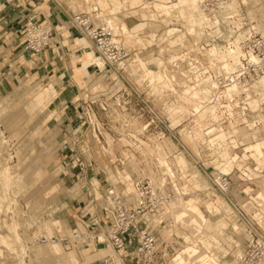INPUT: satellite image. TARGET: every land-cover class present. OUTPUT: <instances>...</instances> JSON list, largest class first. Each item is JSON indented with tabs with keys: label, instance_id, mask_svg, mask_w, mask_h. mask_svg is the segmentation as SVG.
I'll return each mask as SVG.
<instances>
[{
	"label": "rangeland",
	"instance_id": "1",
	"mask_svg": "<svg viewBox=\"0 0 264 264\" xmlns=\"http://www.w3.org/2000/svg\"><path fill=\"white\" fill-rule=\"evenodd\" d=\"M64 1L66 2V0ZM76 1L80 3V6L74 9H72L71 6L69 7L66 2V8L69 9L67 21H69L71 25L74 22V16L77 14L85 17L89 16V14L94 15L103 23L106 22V20H110L107 19V17L113 18L111 15L112 13L110 12V0H108V7L103 8L100 4L99 9L89 8L95 0H88L89 4L87 7L83 4L84 0ZM148 1L151 2V0ZM187 1L191 2L190 5L186 2V0L183 5L178 0H169L168 3L165 4L163 2L162 6H157L158 8L160 7L166 15H169V21L166 24L163 20H161V16H164L162 10L156 9L153 3H151L150 8L157 16L155 21L160 23L161 27L154 32L155 37H149V11L136 10L133 13H129L126 11L128 8V1L126 3V1L121 0V3H123L122 12L117 14L116 18H111V25L114 27L116 26L117 28V31L113 28L115 34L117 35L116 40L119 39V42L123 43L124 49L127 53V55L122 59L127 60L123 61L120 65H108L106 59L99 54L95 48L94 42L86 36L90 40L86 39L89 42L93 55L97 56V59H101L104 65L101 68V72H98L91 78V80H88V82L84 84L86 87L81 91L78 97L80 105L76 110V116L79 119L78 122L83 125L79 126L80 124L78 125L77 123V125L74 126V128L77 127V129L78 126L80 127L78 133H80L81 139L80 141L75 142L74 146L78 150V153H73L75 157L78 158V162H89L91 163V166L98 168L97 171H100L101 175L104 177V181L107 184L106 187L109 185V182L107 181L108 173L110 171L117 172V169H119L117 174H122L123 171L127 169L133 179H138L140 177L142 180H147L146 175H143V173L139 174L137 171L130 170V166L132 164L135 165V162L132 159L128 161L130 166H128L125 159L126 152H128L129 155L133 154L139 169H143L147 157L142 154L139 149H137V146H135L133 142L136 141L137 143H142V141H144L153 147V153L149 156V161L159 166L160 153H165L164 155L167 153V161L171 166H173V170L181 172V170L176 168L174 163L175 158L173 151L176 147V151L178 153H182L189 163L187 172L185 174L181 172V174L190 179L189 182H191L193 187L195 183H201L202 186L204 185L203 188H205L209 186V183H212L210 171L214 170L215 173L220 174L227 173L223 171H216L209 163L202 161H206L207 155L202 157L198 154L199 160H202L197 161L198 159L194 153L195 151L189 145V136L191 135V131L193 130L195 132H193V135L199 136L200 141H202L204 131L207 133L205 136H210L209 138L216 137L221 133L225 135L229 134V131L232 132V130L233 132H235V130L238 131L237 133L235 132L236 134L246 136L249 132H251L249 128L254 129V126L253 124H250V121H254L258 116L264 117V102L262 104L260 103L261 107L255 109L257 102L264 100L261 99V96H257L258 91L260 90V88H257L258 82H253L255 83V87L252 89L250 88L251 92L247 96V101L251 108L250 111L247 112V115H245L246 117L242 118V120L246 122L247 127H238L235 123H231V125L228 123L223 130H220L217 133L215 132L214 127L205 130L208 125L214 126V122L218 121L221 115V107H219V104L213 100L214 97L217 96L219 99L218 101L221 102L220 99L222 97L220 98V96L224 95V91L216 93L218 90L216 89L215 80L209 74H204L210 69L222 72L218 65L221 61L218 58L212 60L208 55V51L212 48V46L222 49L221 52L226 51L228 50L226 47L228 46L227 38L229 34H231L230 38L233 39L238 35V32L242 31L243 34L247 32L248 28L246 26H243V24L240 26V24H238L239 22L237 17L239 13L241 15L240 17L244 20H252L251 24H255L256 26V29L254 28V31L257 33L255 38H260L259 34L264 32V0H220L217 4H215L216 0H204L203 3L205 6L199 4V10L197 12L198 24L201 27H204L199 29L200 33L198 35H190V33H188L189 31L193 32V28H189L188 31V27L191 23L190 20L176 18L175 16L178 13H176L174 8H177V10L180 11L186 8L188 10H195L194 8L196 6L192 7V4H194L192 3V0ZM177 5L183 7L178 8L176 7ZM190 14L191 13H188V19H190ZM230 14L234 15L233 19L227 17ZM205 18H209L210 22L214 23L211 25L209 22L208 24ZM218 18L221 24H219ZM123 20L139 25V30H137L136 33L140 32V35L143 37L142 40L145 41L146 46L142 45L141 42L136 43L140 45L141 48L139 46H133L131 42L132 38L125 35V33L121 30H118V24L125 22ZM214 24L220 28L222 35L217 34L214 28L212 30L210 29L214 26ZM167 25H169V28L167 29L179 28V30H177L174 34H170L168 36L165 35L158 39ZM239 26L240 29H238ZM231 28L233 32H231ZM184 31H186V34ZM23 35L25 42L24 28ZM132 36L134 35L132 34ZM195 38L198 40V46L191 47L190 43H193ZM158 41H160V43L157 45ZM152 47L153 51L151 52H157L159 58L163 62L161 71L168 72L169 76L173 74V77H170V79L175 78L173 79L174 81H169L168 85L158 82L159 84L156 86H158V88L160 87V91L156 94L151 93L150 90L152 86L149 82L146 80L138 81L144 71L137 68V61H135V53H139L140 51L145 52ZM180 47H184L182 48L183 50ZM135 48H139V50H135ZM25 51L35 53L32 51ZM156 62L160 61L156 60ZM149 67L153 70L157 69L156 64H149ZM133 69L136 70V74H134ZM249 71L253 73V67H250ZM186 73L189 76L185 77ZM94 84H96L97 87H93L92 85ZM2 87L3 91L2 94H0V175L5 167L9 168L11 171V182L9 191L5 194L7 198H4L3 206L0 209V237H6L7 240H9V244L7 242L6 245V243L2 242V239L0 238V264H63L58 260V254L54 253L50 249L49 244L54 240L59 241L58 238H56L57 236H59V238L61 237V227H59L60 230H58L56 227V224L58 223L54 222L57 218L56 215H58L56 214L58 213L57 210H59L60 207L57 208L53 207L52 204L49 205V203H52L50 200L53 199L59 189L54 188L49 191L46 184H44V179L46 182V180L51 179L50 177L53 178L58 174L56 172L48 173L40 171V169H46L47 167L50 168L53 164L61 162L62 153L64 152L58 149L62 147L63 138L57 141L48 140L52 134L54 135V133H57V130L54 129L55 126L53 124H49L50 122L46 123L45 115L39 116V111L46 112L44 109L39 108L34 111L36 114L33 117L34 124H31L33 125L34 130H31L30 125L28 124H21L20 122L25 121V118H22L25 117V115L31 116L33 110L27 109L26 111L28 114H25L22 108L20 109L15 107V101H19V98H24V95L26 96L28 94H23L21 91L9 92L8 90L10 87H8V85L6 86L3 84ZM186 90H189L190 93L195 92L198 97L204 100V104L207 101L213 100L211 105L216 108V115L211 114L209 112L211 107L207 106L204 110V116L202 113L203 110L194 109L193 113H195V115L201 114L202 116L192 117L190 110L192 105L195 104V101H187L192 94L186 95ZM254 92L257 93L254 94ZM184 100L188 102L190 108L188 111L177 114V122L174 124L171 118L172 113L170 112V109L173 106L180 105L184 102ZM232 110L233 109H231V107L229 109L227 108L229 115L234 114L233 111L235 110ZM117 111L126 112L128 113V116L118 117L116 116ZM154 112H158L159 116L155 115ZM36 116L39 117L36 118ZM124 120H130L131 123L125 122ZM244 122L241 121V125H243ZM140 123H145V125L149 124L147 129L144 131L145 134L139 133V131L135 128V126H138ZM194 126H196V129H194ZM257 127H259V135L264 136V122L262 121L259 124L256 123L255 128L257 129ZM31 133L33 134L32 136ZM161 134L164 138L158 139L157 137ZM182 134L188 142L182 138ZM123 136L125 139L127 138V140H121ZM31 137H40V139L32 140L30 139ZM223 139V148H226L228 152L231 151L230 153H232L234 148L229 147L226 139ZM130 140H132V142ZM201 144L199 145L201 149L209 146L207 142ZM207 150H210L209 154L214 156L212 160H215L216 162L221 161V159L218 158L222 153L221 150L214 153L211 151V148ZM155 158L158 160L155 161ZM151 165L152 164L147 163L148 169L151 167L155 171L159 170L156 165H154V167ZM161 169L166 170V168ZM191 170L198 171L199 174L208 181V185L206 186L201 180L192 177L190 172ZM234 170H236V168H234ZM232 178H234V181H237V173ZM261 179H264V176L261 175L260 180ZM108 180L112 182L110 178ZM1 183L2 182L0 180V196H4V190ZM117 183H119L117 188L120 190L126 187V183L122 180H119ZM261 183L264 184V181L262 180V182L259 181L258 183H253V185L258 184L261 186ZM166 184V191L172 193L170 190L172 183L168 182ZM216 191L217 190H214L216 193L214 195L219 196L221 201L227 202L229 207L236 214L234 219L239 224H243L244 227H246L245 213L249 214V211H247V209L242 207L239 203L243 200H249V196L244 191L241 184L238 186L234 184L233 188H231V194L229 196H226L219 191H217V193ZM199 193L201 197H205L204 199L202 198V203L205 206L204 209H207L209 206L211 210L214 204L211 202L210 193L207 191V195L202 191H199ZM232 194L234 197L233 199H230L229 197H232ZM48 195L50 196L47 198ZM193 195L195 196L196 194ZM193 195L185 197V199L189 198L188 200L190 201L189 203H186L187 205H192V202L195 200L194 197H192ZM200 196L197 195V198ZM177 199H179V197H177ZM181 201L183 203L181 208H185L184 200L181 199ZM262 210L264 212V208ZM155 217L159 218L158 216ZM188 220L186 221L188 222ZM168 222L164 219L162 224L157 228L154 227L155 223L151 226L154 230H156L159 243L158 248L160 253L157 254L155 259L163 264H167V262H169L181 248L183 249V245H185L183 238H190L187 234H184L185 237L181 234L183 236L182 237L174 232L175 230L178 231L181 228L188 230V225L182 226L181 223L178 222L176 223V227L172 226L170 228L171 240L169 239V241L168 238L166 240L164 234H166L169 230L170 226ZM13 224H15L13 226L14 228L17 226L15 228L16 231L15 229L11 230L10 225ZM40 234H44L45 237L40 236ZM50 234L54 235L53 238L50 237ZM90 234L87 235L93 236ZM226 235H228V233H226ZM242 235L244 234L242 233ZM89 240L92 239L89 238ZM205 240L209 246H213V243L209 238L205 237ZM225 247L229 250V246L225 244ZM212 248L213 247H211V249ZM233 250L234 248H231L230 252H233ZM109 251V246H107L105 252ZM213 254H216V252L214 251ZM235 256L236 255H232L229 259L222 258L224 262L221 264H232L229 263V261Z\"/></svg>",
	"mask_w": 264,
	"mask_h": 264
},
{
	"label": "crops",
	"instance_id": "2",
	"mask_svg": "<svg viewBox=\"0 0 264 264\" xmlns=\"http://www.w3.org/2000/svg\"><path fill=\"white\" fill-rule=\"evenodd\" d=\"M124 1H126V3L128 1V8L126 11L129 13H133L136 10L149 11L150 22H148V35L149 37H155L154 32L161 27V24L155 21L157 16L150 8V4L153 3L156 9H160V7L158 8L157 6H162L163 2L166 4L169 0H151V2L148 0ZM66 2L69 7H72V9L80 6V3L76 0H66ZM66 2L64 0H0V94H2L3 91V84L10 87L8 90L9 92L21 91L23 94H28L26 96L24 95V98H19V101H15V107L22 108L25 114H28L26 111L27 109L33 110L32 115H25V117L22 118H25V121L20 123L28 124L30 125L31 130H34L33 125H31L34 124L33 117L36 115L34 111L39 108L44 109L46 112L39 111V116L45 115L46 123L50 122L49 124H53L55 126L54 129L57 130V133H54V135L52 134L48 140L57 141L63 138L62 147L59 146L60 148L58 149L64 152L62 153L61 162L53 164L50 168L47 167L46 169H40L41 172H56L58 174L53 178L50 177L51 179L46 180V182L44 179V184H46L49 191L54 188L59 189L53 199L50 200L52 203H49V205L52 204L53 207H60L59 210H57L58 213L56 214L58 215H56L57 218L54 222L58 223L56 224L58 230H60L59 227H61V237L59 238V236H57L56 238H58L59 241L49 243L50 249L58 254V260L63 264H142L137 258L134 243L129 245L125 253L119 255L113 253L111 247H109V252H105L107 248L105 249V247H102L103 245L96 243L94 240H89L92 236L87 235L90 233V235H95L99 232L104 233L107 228L108 224L103 213V190L107 184L100 171H97V167L91 166V163L89 162H78V158L74 155V153H78V150L74 147L75 142H78L81 139L80 133H78L80 130L79 126L83 125L78 122L79 119L76 116V110L80 105L78 97L81 91L86 87L84 84L87 83L88 80H91V78L98 72H101L103 61L97 59V56L93 55L89 42L86 40L88 38L85 35H80L69 21H67L69 9L66 8ZM109 2L111 4V15L113 18H116V15L122 12L123 3H121V0H110ZM83 4L87 7L89 4L88 0H84ZM100 4L103 8H106L109 5L108 0H95L89 8L99 9ZM176 7L181 8L183 6L177 5ZM174 10L178 13L175 15L176 18L190 20L191 23L188 27V31L189 28H193V32H188L190 35H198L200 33L199 29H202L203 27L198 24L197 10H188L187 8L184 10L181 9L182 11L177 10V8H174ZM162 13L164 16H161V20L166 24L169 21V15H166L163 10ZM188 13H191L189 16L190 19H188ZM107 18L111 20L112 17ZM30 19L37 22H44L52 28L51 43L49 47L41 53L26 52L23 46L24 24ZM125 23L130 31L129 34L125 35L132 38L131 42L133 46H139L141 48L140 45L134 42V40L143 39L140 32L136 33V31L139 30V25H135L130 21H125ZM207 23L209 24V21H207ZM119 24L118 30L123 31V29L120 28L121 24ZM253 27L256 29L255 24H253ZM167 28H169V25L166 26L158 39L165 35L168 36L174 34L179 30V28ZM213 28L217 34L222 33L217 25L210 29L212 30ZM230 30L233 32L232 28ZM184 33L186 34V31H184ZM132 34L134 36H132ZM237 34L238 35L233 39L230 38L231 34H229L227 42L239 45L246 37L247 32L243 34L242 31H240ZM117 41H119V39H117ZM159 43L160 41L157 42V45ZM143 45L146 46L145 41H143ZM190 45L191 47H197L198 40L195 38ZM135 50H139V48H135ZM151 51H153V47L145 52L140 51L139 53H135V61H137V68L144 71L138 81L146 80L149 82L152 86L150 90L151 93L156 94L160 91V87L158 88V86H156L159 84L158 82L168 85L169 81L174 80L173 78L170 79L173 74L169 76L168 72L161 71L163 62L159 58L157 52ZM156 60H159L160 62H156ZM149 64H156L157 69H151ZM133 71L134 74H136V70L133 69ZM257 82V88H260L258 91L259 95L257 94V96H261V99L264 100V77H261ZM92 86L97 87L96 84ZM256 93L254 92V94ZM185 94H192L187 99L188 102L195 101V104L192 105L190 110L192 117L201 115H195V113H193L194 109L203 110L202 113L204 116V110L207 106L211 107L209 112L216 115L217 110L211 105V100L204 104V100L198 97L195 92L190 93L189 90H186ZM187 101L184 100L180 105L173 106L170 109V112L172 113L171 118L174 124L177 122V114L189 110L190 105ZM263 102L264 101L261 100L257 102L255 109L261 107ZM39 116H36V118ZM239 121L240 120L238 119L231 123H235L238 127H247L246 122L241 125V122L239 123ZM262 121L264 122L263 116H258L254 121H250V124H253L254 129L249 128L251 132L248 133L250 137L248 139L244 135L236 134V130V133L232 130V132L229 131V134L225 135L221 133L213 138L203 135L202 141H200L199 136L193 135L194 131L192 130L191 135L189 136V145L195 151L194 153L196 155L199 154V156L202 157L208 155L207 149L209 148L212 149L211 151L213 153L221 150L222 153L220 154V157H218L221 161L216 162L215 160H212L214 156L210 159H206L216 171H223L234 177L236 175L234 168L246 169L244 170V173L247 178H250V180L247 183L241 184V186L249 196V200L240 201L239 204L246 208L247 211H250L256 222L264 227V212L262 210L264 208V184L261 183V186L258 184L253 185V183H258L259 181L262 182V180L264 181V179L260 180V176L263 175L260 174V171L261 168L264 167V136L259 135V127H257V129L255 128L256 123L259 124ZM77 123L78 125L80 124L78 129L77 127L74 128ZM195 127L196 126H194V129H196ZM211 127L213 126L208 125L206 129ZM32 135L33 134L31 133V136ZM182 138H184L183 134ZM223 138L226 139L229 147L235 149H231L232 153H230L231 151L228 152L226 148H223ZM30 139L38 140L40 137H31ZM184 139L188 142L186 138ZM125 140H127V138ZM204 142H207L209 146L201 149L199 145ZM133 143L137 146V149L147 157L145 160V166L143 169H139L135 156L133 154L129 155L128 152L125 153L126 162L128 163V161L132 159L135 162V165L131 162L130 163L132 164L131 166L135 168L134 170L137 171L139 169L138 171L143 170V172H150L151 169V174H153V169L151 167L148 169L146 165L147 163L150 164L148 159L153 153V147L144 141H142V143L134 141ZM164 154L160 153L159 167H167L176 178L180 175L178 181V185H181L179 187L180 191H187L185 193H190L189 195L196 192V195H193L194 199L197 198V195L200 196L199 191H202L207 195L203 188L204 185L202 186L201 183H195L193 187L191 182H189L190 179L181 174V172L183 174L187 172L189 163L182 153L176 151V147L173 151L175 158L174 163L176 168L181 170V172L173 170V166L167 161V153L166 155ZM118 171L119 169H117V172ZM117 172L110 171L108 173L107 178H110L113 183L105 177L107 181L113 185H116L119 180L126 183L128 178H124L123 176L129 173V171L125 169L122 174H117ZM190 172L192 177L201 180L206 186L208 185V181L202 177L198 171L191 170ZM159 178L160 176L157 175V182L160 180ZM127 186L128 185L126 184V187ZM260 193H263V195H260ZM49 196L50 195H48L47 198ZM180 196L185 202V209L189 210L192 208V211L196 213V216H193L189 220L186 218L188 222L183 219L176 220L175 215L169 208L170 201L164 205L157 222H161L164 219L167 222L169 221V230L168 232L166 230L167 233L164 234L166 240L167 238L168 240H171L170 228L172 226L176 227V223L178 222H180L182 226L188 225V230L181 228L178 230L180 233L177 230L174 232H176L177 235L182 234L184 236V234H187L190 236L189 239L183 238L185 241L183 249L181 248L177 254L167 262V264H221L224 262L222 258L229 259L232 255L241 254L242 246L247 239L246 227H244L243 224H239L234 219L236 214L229 207L227 202L221 201L220 197H218L212 202L214 205L210 210L209 206L207 209H204L205 206L202 203L203 197L201 196L199 197V202L192 199L194 200L192 205L186 204L190 202L188 200L189 198L185 199V196L181 193ZM166 214H168V216ZM58 221L60 222V225ZM76 231H80L82 236H87L85 242L83 239H74V233ZM226 233H228V235H226ZM242 233L244 235H242ZM40 235L44 236V234ZM53 236L54 235H51L50 237L53 238ZM205 237L210 239L213 246H209V244L206 243ZM225 244L229 246V250L225 247ZM211 247L213 248L211 249ZM231 248H234L233 252H230ZM214 251L216 254H213ZM103 259H106L107 262H102Z\"/></svg>",
	"mask_w": 264,
	"mask_h": 264
},
{
	"label": "built area",
	"instance_id": "3",
	"mask_svg": "<svg viewBox=\"0 0 264 264\" xmlns=\"http://www.w3.org/2000/svg\"><path fill=\"white\" fill-rule=\"evenodd\" d=\"M88 17V16H87ZM83 15L77 14L73 18V27L81 34L89 37L95 45V48L107 61L108 65L117 64L126 55L125 49L112 41V32L102 25H96L91 21L86 22L87 18ZM243 26L248 28V37L243 42L244 56H241L242 66L241 69H237L232 78L224 76L223 74L211 73V77L216 80L219 91H224L231 81H243L247 83L257 79L258 76L264 74V34L260 33V38H255L257 33L251 26V22L243 20ZM25 29V42L24 49L35 53H41L45 48H48L52 38V28L44 22H37L33 19L27 20L24 25ZM250 53L258 57L257 62L250 61ZM244 61V62H243ZM246 66H245V64ZM250 67H253V73L249 71ZM250 84L248 85L249 88ZM251 90H248L250 93ZM246 92H242L241 95L233 98H225L221 100L220 109V122L223 125H227L235 120L244 122L241 118L246 117L247 112L250 111V106L245 96ZM215 103V102H214ZM230 103L233 107L234 114L229 115L227 111V104ZM223 111V112H222ZM159 116L158 112H154ZM227 122V123H226ZM242 124V123H241ZM145 125V123H144ZM149 124H146V128ZM158 137H164L159 135ZM208 154L210 150H207ZM212 155H207L210 159ZM198 158V155H196ZM198 159L197 161H201ZM205 163L208 161L202 160ZM211 165V164H210ZM246 168V167H245ZM244 168H236L237 181H234L231 174H217L216 176L211 173V193L216 194L214 190L221 192L222 194L229 196L231 194V188L233 185H239L249 182L250 178H247L244 173ZM260 174H264V167L261 168ZM109 182V181H108ZM168 183V182H167ZM109 185L103 190V213L107 221V228L104 233L99 232L93 235L90 239L94 240L104 246L111 247L113 253L123 254L127 251L130 244L134 243V247L137 253V258L142 264H163L157 261L155 258L159 254V243L157 239L156 230L151 226L155 223L154 227L157 228L163 222H157L155 216L160 217L166 201L162 198L152 195L151 184L147 180H138L135 182L138 195L135 197L130 192H124L125 189H118L117 195H111L113 184ZM119 183H116V186ZM164 186L167 188V184ZM216 191V192H217ZM170 193V192H169ZM218 193V192H217ZM229 197L230 199H233ZM155 215V216H154ZM246 221V233L247 239L242 246L241 255L237 258L235 264H264V227H262L253 217V214L249 211V214L245 213ZM104 236V240L99 238V235ZM82 233L76 231L74 238L81 239ZM83 241L87 237L82 236ZM85 244V243H84ZM163 255V254H162ZM102 262H107L103 259Z\"/></svg>",
	"mask_w": 264,
	"mask_h": 264
},
{
	"label": "bare ground",
	"instance_id": "4",
	"mask_svg": "<svg viewBox=\"0 0 264 264\" xmlns=\"http://www.w3.org/2000/svg\"><path fill=\"white\" fill-rule=\"evenodd\" d=\"M182 5H183V3H184V1L185 0H178ZM220 0H216L215 1V4H217L218 2H219ZM186 2L187 3H189V5H190V1L188 2L187 0H186ZM204 0H192V3H194V4H192V7L194 6H196L194 9L195 10H199V4H201V5H204ZM180 4V5H181ZM179 5V6H180ZM205 6V5H204ZM194 10V11H195ZM207 15V14H206ZM241 15H240V13H239V15H238V17H237V20H238V24H240V26L243 24V18L242 17H240ZM207 17V16H206ZM227 17H229L230 19H233L234 18V15H232V14H230L229 16H227ZM86 19V22L88 23L89 21H91L92 20V22L94 23V24H96V25H102V26H104L105 28H107L108 30H110L111 32H112V41H114L115 43H117L118 45H120V46H122L123 48H124V45H123V43H121V42H119V41H117L116 40V37H117V35L115 34V32H114V29L116 30L117 28H116V26L114 27L113 25H111L112 24V21L111 20H106V22H101L100 20H99V18L98 17H96V16H94V15H90L89 14V16L87 17V18H85ZM108 19V18H107ZM206 19V21H209L210 22V19L209 18H205ZM218 20H219V18H218ZM205 21V20H204ZM215 21V20H214ZM217 21V20H216ZM249 22H252L251 20H248ZM213 22V21H212ZM211 23V22H210ZM214 23V22H213ZM213 23H211V25L213 24ZM216 23V22H215ZM206 24V23H205ZM218 24V23H217ZM219 24H220V20H219ZM204 26V25H203ZM206 26V25H205ZM208 26V25H207ZM214 26H215V24H214ZM240 26L238 27V29H240ZM251 26H252V28H254L253 27V24H251ZM213 27V26H212ZM233 27H235V26H233ZM114 28V29H113ZM119 28V27H118ZM120 28H122L123 29V31L122 32H124L125 34H127V33H130V31H129V28L127 27V25H126V23L124 22V23H121V27ZM204 28V27H203ZM206 28V27H205ZM117 31V30H116ZM127 32V33H126ZM263 34H264V32H263ZM248 37V30H247V35H246V38ZM143 41L144 40H142V39H138V40H134V42L135 43H142V45H143ZM245 41V38L240 42V45H238V44H233V43H228V46L226 47V48H228V50H226V51H222L221 52V50L222 49H220V48H217V47H215V46H212V48L211 49H209V51H208V55H209V57L213 60V59H219L221 62H219L218 63V65H219V68L221 69V71L222 72H219V71H215L214 69L213 70H207L204 74H209L210 76H211V73H216V74H218V73H221V74H223L224 76H228V77H230V78H232V76H233V74H234V72L239 68V69H241V66H242V61H241V56H244L245 54H244V51H243V42ZM195 44H196V42H195ZM179 46V45H178ZM183 46V45H182ZM187 46V45H186ZM233 46V47H232ZM184 47H185V45H184ZM184 47H182V48H184ZM179 48V47H178ZM181 48V47H180ZM181 48V49H182ZM171 49V48H170ZM169 49V50H170ZM173 50V49H172ZM178 50V49H177ZM183 50V49H182ZM126 51V50H125ZM169 52V51H168ZM171 52V51H170ZM177 53H179V52H177ZM225 53H227V54H225ZM180 54V53H179ZM227 56V57H226ZM196 57V56H195ZM249 59H250V61H252V62H257L258 61V57H256L255 55H253L252 53H250V57H249ZM125 60H127V59H125ZM125 60H120L117 64L118 65H120V64H122V62L123 61H125ZM195 60V59H194ZM198 62V61H197ZM259 62V61H258ZM142 64V63H141ZM103 65H104V63H103ZM235 65V66H234ZM208 68V67H207ZM209 69V68H208ZM231 71V72H230ZM182 73V72H181ZM191 74V73H190ZM184 76V75H183ZM187 76H189L187 73H186V75H185V77H187ZM173 77V76H172ZM261 77H263V75H261V76H259V78L256 80H253L252 82H249V83H247V81L246 80H243V81H231V83L227 86V89L226 90H224V92H223V94L224 95H222V96H220V98L221 97H225V98H233V97H235V96H240L241 95V93L242 92H246L245 93V96H246V98H247V96H248V90H251L253 87H255V83L261 78ZM173 79H175V78H173ZM215 80V79H214ZM253 82H255V83H253ZM215 83H216V89L218 90V91H216V93L217 92H221V91H219V89H218V87H217V82H216V80H215ZM250 84V86H249V88H248V85ZM252 84V85H251ZM251 88V89H250ZM229 92V93H228ZM195 95V94H194ZM197 97V96H196ZM195 97V98H196ZM213 97V96H212ZM198 98V97H197ZM214 101H216L218 104H219V107H221L220 106V104H221V102L220 101H218L219 99H218V97L217 96H215L214 97V99H213ZM213 100H211V102L213 103ZM211 103V104H212ZM231 107V109H233V107H232V105L230 104V103H228L227 104V108L229 109L230 107ZM234 110V109H233ZM232 110V111H233ZM233 113H234V111H233ZM116 116H118V117H126V116H128V113H126V112H119V111H117L116 112ZM228 114H229V112H228ZM242 119V118H241ZM125 122H129V123H131V121L130 120H124ZM123 121V122H124ZM124 122V123H125ZM214 129H215V132L217 133V132H219L220 130H223V128H225L226 126L225 125H223V124H221V122H220V120H218V121H216V122H214ZM135 128L137 129L138 128V131H139V133H142V134H145V128H146V126L143 124V123H140L138 126H135ZM207 128V127H206ZM206 128H205V130H206ZM236 132H238V131H236ZM204 135L206 134L207 135V133L204 131V133H203ZM246 137H247V139L248 138H250L249 137V135L247 134L246 135ZM124 138V136L121 138L122 140H125V139H123ZM158 139H163L164 137H157ZM220 140V139H219ZM131 142H132V140H130ZM206 143V142H205ZM134 144V143H133ZM204 144V143H203ZM129 160V159H128ZM157 160V158H155V161ZM150 162V164H152L151 166H153L154 167V165H156V164H154V163H152L151 161H149ZM160 164V163H159ZM158 164V165H159ZM147 165V164H146ZM128 166H130V165H128ZM137 166V165H136ZM148 166H150V165H148ZM148 166H147V168H148ZM157 166V165H156ZM157 168H159V170L158 171H155L153 168V172H154V174H151V169H150V172H147V171H144L143 172V170L142 171H138L137 170V173H139V174H141V173H143V175H146V177H147V179H148V181L150 182V184H151V192H152V195H154V196H157V198H162V199H164V201H166V203L167 202H169L170 201V209H171V212L175 215V217H176V220H181V219H183V220H185L187 217L190 219V218H192L193 216H196V213H194V211H192V208L191 209H189V210H187V209H185L184 207L183 208H181V205H183V203H182V201H181V197L179 196L180 195V193L183 195V196H185V197H187V196H190L189 194L190 193H185V192H183V191H180V186L178 185V181H179V178H180V175H179V177H174V175L167 169V167H165V166H157ZM161 168H166V170H162ZM173 168V167H172ZM135 168H133L132 166H130V170L131 171H136V170H134ZM1 172V171H0ZM212 173L216 176L217 174H220V173H215L214 172V170L212 171ZM157 175H159L160 176V180L157 182L156 181V176ZM262 176H264V174L262 175ZM124 178H128V180L126 181V184L128 185L127 187H125V190L123 191V193L124 192H130V194L132 195V196H136V195H138V192H137V190H136V186H135V182H138V180H140L141 178L139 177L138 179H133L132 177H131V174L130 173H127L126 175H124L123 176ZM261 177V176H260ZM0 180H1V184H2V187H3V190H4V196L2 195V196H0V209H1V207L3 206V200H4V198H7L6 197V193L9 191V186H10V182H11V171H10V169L9 168H6L5 167V169L2 171V173H1V175H0ZM167 182H170V183H172V185H171V188H170V190L172 191V193H169V191H166L167 190V188L164 186V184L165 183H167ZM113 189H112V192H111V195H117L118 194V192L117 191H119L118 190V188H117V186L116 185H113V187H112ZM211 185H210V183H209V186H207V187H205L204 188V190L205 191H207L208 193H210V196H211V202H213L214 200H216L219 196H217V195H213L212 193H211ZM194 194H196V192L194 193ZM119 195V194H118ZM193 195V194H192ZM260 195H263V193H260ZM1 197H2V199H1ZM177 197H179V199H177ZM193 197V196H192ZM2 200V201H1ZM12 200V199H11ZM17 201V200H16ZM195 201L197 202H199V198H195ZM14 202V201H13ZM167 216H168V214H166ZM165 215V216H166ZM187 218V219H188ZM186 221V220H185ZM14 223V222H13ZM17 223V222H16ZM15 224H13V225H10L11 226V230L12 229H15L13 226H14ZM15 231H16V229H15ZM16 235H18V234H16ZM40 236H42V235H40ZM84 237H87V236H84ZM1 238V237H0ZM99 238L101 239V240H104L103 238H104V236L102 235V234H100L99 235ZM2 240V242H4V243H6V245H7V242L9 241V240H7V238L6 237H2L1 238ZM56 240H54L53 242H55ZM11 243V242H10ZM8 244H9V242H8ZM102 247H105V249L107 248L106 246H102ZM22 248V247H21ZM240 255L241 254H239V255H236L235 257H233L232 258V260H230L229 261V263H232V264H235L236 263V261H237V258L238 257H240ZM22 259V258H21ZM233 260H234V262H233Z\"/></svg>",
	"mask_w": 264,
	"mask_h": 264
},
{
	"label": "water",
	"instance_id": "5",
	"mask_svg": "<svg viewBox=\"0 0 264 264\" xmlns=\"http://www.w3.org/2000/svg\"><path fill=\"white\" fill-rule=\"evenodd\" d=\"M99 247H101V246H99Z\"/></svg>",
	"mask_w": 264,
	"mask_h": 264
}]
</instances>
